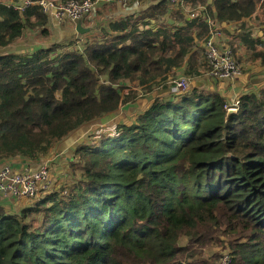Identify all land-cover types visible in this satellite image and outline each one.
<instances>
[{
	"label": "trees",
	"instance_id": "trees-1",
	"mask_svg": "<svg viewBox=\"0 0 264 264\" xmlns=\"http://www.w3.org/2000/svg\"><path fill=\"white\" fill-rule=\"evenodd\" d=\"M189 2L205 8L206 21L159 1L110 18L84 35L82 48L1 52L0 162L48 157L129 102L125 83L165 82L181 68L198 74L196 47L208 20L243 23L231 44L264 66V36L244 22L259 18L264 0ZM28 29L51 36L41 7L0 4V48ZM228 112L221 95L194 87L155 99L133 124L79 146L74 159L84 172L68 191L45 194L20 215L0 207V264H195L196 252L181 239L209 244L221 219L245 240L230 264H264V87Z\"/></svg>",
	"mask_w": 264,
	"mask_h": 264
},
{
	"label": "rangeland",
	"instance_id": "rangeland-1",
	"mask_svg": "<svg viewBox=\"0 0 264 264\" xmlns=\"http://www.w3.org/2000/svg\"><path fill=\"white\" fill-rule=\"evenodd\" d=\"M158 0H131L126 3H123V9H128L132 7L133 4L139 5L141 10H129L128 12L130 14H139L142 10L146 9L148 6L152 4L158 3ZM191 2V1H190ZM190 2H186L183 6L174 7L170 6L169 8L173 12H185L187 16L192 15V13L198 14V7L190 4ZM116 3L111 6H105V8H101L98 10V12L94 14H91L87 20H85L83 23L86 25L89 29H91L90 34H97L99 29L102 26H105L108 20L112 17H115L114 11H116ZM149 4V5H148ZM196 9V11H194ZM129 15V14H127ZM49 20V28L51 30V36L50 37H42L40 32L38 31H31L27 30L24 33V36L20 38L16 43L13 45L6 47V48H0V53H19L23 51H33L40 48H48L52 44H75V46H80L82 48L83 41L85 40V36L82 37V35H79L76 33V30L74 28V23H71L69 21L64 22L62 27V32H67L66 29L70 27L71 29H74V34L67 37L62 36L61 34H55V32L52 29V25L50 24ZM82 23V24H83ZM264 24V11L262 8H260L259 18H257L255 21L250 22L251 27L254 30H258L260 26ZM71 25V26H70ZM239 27H237L238 29ZM260 30V29H259ZM258 30V31H259ZM222 32L224 34V40L223 44L228 46L230 50L233 52V60L236 64L237 71L235 74L226 81H221L218 79H215L210 74L209 66L206 62L205 58V51L203 47L201 46V41H204L202 39L198 42V45L196 47V53H198L197 56V72L198 74L194 76H190L186 74V68H181L180 70L175 71L174 73H171L166 79V81H157L156 83H151L146 86H140L138 83H125L124 84V90L122 91L123 98H127L129 102L125 103L124 105L120 106V108L111 114L105 115L99 119H96L76 132H74L70 137V139H74V142L72 145L75 147H71L72 149V157L66 161L65 165L60 164L58 170H62L61 174H57L52 170V166L50 165V169L55 174L58 175L56 178L54 176V179L52 184V190L51 192H57L61 193L64 191H68L71 186L72 182H76L78 180L82 179L83 175V166L84 164L76 159L75 157V149H77L81 145H90L98 136H104V135H110L114 134L116 132V128L120 125L125 124H133L136 122L135 120L153 103L155 99H164V98H170L174 97L170 93V89L172 87V82L176 79L185 78L190 83V90L193 89L195 84L201 88H204L206 90H209L211 92L217 93L221 95L225 101L226 104H228L227 109L228 110H236V103L239 101L240 105V98L249 93H255L258 90V85L255 84V80L259 76H264V70L262 65L256 64L255 60L253 58V54L249 52L248 50H245L238 45L236 42L233 46L231 43H234L232 40L233 38L231 35L235 34L237 30H232L231 32H228L225 29H222ZM229 40H232L230 42ZM242 69V70H241ZM253 70H257L256 73H253ZM246 79L248 82H245ZM248 86V88H247ZM149 87H152L149 89ZM249 87H251L249 89ZM208 88V89H207ZM247 92V93H246ZM76 141H78V144L76 145ZM96 141V140H95ZM81 142V143H80ZM74 150V151H73ZM52 155V153L50 154ZM73 158V159H72ZM55 166V163L53 167ZM58 186V188L56 187ZM45 195H40V198L38 199V202H40L41 198H43ZM40 200V201H39ZM13 201V200H12ZM11 202V201H10ZM14 202V201H13ZM35 201L30 200L27 205V207H31L36 204ZM3 203V202H0ZM4 208V207H3ZM26 208V207H25ZM5 209V208H4ZM24 209V208H23ZM6 210V209H5ZM8 214L12 215H20L21 211H18L17 213L9 212ZM34 219L36 216H33ZM219 227L221 228L220 231H218L215 234L216 239L212 241L211 243H206L202 246H199L197 244L192 243L191 238L188 236H184L180 241V246L189 248H192L196 252V256L194 260H191L195 264H218L221 262L226 256L233 257L234 247L238 244L244 243L245 240L240 239L239 236H234L228 232V223L225 220L220 221Z\"/></svg>",
	"mask_w": 264,
	"mask_h": 264
},
{
	"label": "built area",
	"instance_id": "built-area-1",
	"mask_svg": "<svg viewBox=\"0 0 264 264\" xmlns=\"http://www.w3.org/2000/svg\"><path fill=\"white\" fill-rule=\"evenodd\" d=\"M131 0H0V4L12 7L23 12L30 6H39L49 20H55L58 24L71 22L76 25L84 22L93 12L102 6L114 3H126ZM165 1L170 6H183L189 0H158ZM192 18L198 17L196 14ZM210 30L201 42L205 51L206 62L213 78L226 81L237 71L233 60V52L223 44V32L212 21H208ZM190 90V83L185 78L176 79L172 82L170 93L177 97ZM228 107V104H227ZM239 101L236 103L238 110ZM54 179L53 171L49 163L45 162L35 169L16 171L10 161L0 166V200L5 202L28 199L37 201L40 195L51 192ZM231 256H226L218 264H230Z\"/></svg>",
	"mask_w": 264,
	"mask_h": 264
},
{
	"label": "crops",
	"instance_id": "crops-1",
	"mask_svg": "<svg viewBox=\"0 0 264 264\" xmlns=\"http://www.w3.org/2000/svg\"><path fill=\"white\" fill-rule=\"evenodd\" d=\"M209 2H211V0H208ZM114 5V4H113ZM123 4L122 3H116L115 6H116V11H114V14H115V17H125L127 16V14L131 15L128 11L129 10H141V8L139 7V5H137L136 3L132 5V7L128 8V9H123ZM149 5V4H148ZM199 13L196 14V13H192V14H196L198 17H201L203 20H207L206 16L203 14L205 8L203 7H198L197 8ZM194 11H196V9H194ZM202 12V14H201ZM134 14V13H132ZM257 15V13L255 14V16ZM253 16V17H255ZM254 19V18H253ZM50 24L52 25V29L53 31L55 32V34H61L62 36H71L73 35L75 32H74V29H71L70 27H68L66 29L67 32H62V25L63 24H58L55 20H50ZM208 21H211V20H208ZM207 21V22H208ZM244 22H247V23H250L252 22V20H245ZM209 24V23H208ZM243 23H229V24H216L217 26H219L220 29H225L227 30L228 32H231L232 30H237L241 27ZM83 27L85 28H88L86 25H84V23L82 24ZM71 26V25H70ZM237 27H239L237 29ZM75 28V26H74ZM259 30V29H258ZM257 30V31H258ZM224 35V34H223ZM257 36L260 37V38H263L264 36V32L262 30H259L258 33H257ZM224 40V37L223 39ZM230 42H232V40H229ZM202 42V41H201ZM200 42V43H201ZM241 48H242V45H239ZM243 50V48L241 49ZM246 50V49H245ZM22 52H25L23 50H21ZM29 51V50H27ZM260 61H256V64L260 65L259 64ZM263 67V70H264V66ZM257 70H253L252 72L253 73H256ZM264 72V71H263ZM245 82H248V80L246 79ZM255 84L258 85V90L263 88L264 87V76H259L256 80H255ZM193 87H199L195 84V86ZM248 88V86H247ZM251 87H249L250 89ZM208 89V88H207ZM258 92V91H256ZM255 92V93H256ZM247 93V92H246ZM250 94V93H249ZM70 137V136H69ZM69 137L67 139H65L64 141H62L60 144H58L56 146V148L51 152L52 155H49L48 157H45V158H42L38 161H30V160H26L22 157H17V158H14V159H11L10 162L12 164V166L14 167V169L16 171H24L26 169H35V168H38L39 165L45 163V162H48L49 163V166L51 165L52 166V170L57 173V174H61V171L62 170H58L60 166V164H63L65 165L66 161H68V159H70L72 157V149L71 147H75L74 145H72L73 143L71 142H74V139H70L69 140ZM76 140V139H75ZM81 143V142H80ZM78 144V141H76V145ZM74 151V150H73ZM76 151V149H75ZM50 153V154H51ZM73 159V158H72ZM5 163L4 162H0V166H2L3 164ZM55 163V166L53 167ZM53 172V173H54ZM55 176V174H54ZM58 175L55 176V178L57 177ZM55 180V179H54ZM54 182V181H53ZM54 186V185H53ZM58 188V186H56ZM30 200L28 199H23V200H20V201H11V202H5L4 200H0V202H3V203H0V207H4L6 209V211H11L13 213H17L18 211H21L23 208L27 207V206H30V205H27L29 203ZM36 202V201H35ZM34 202V203H35Z\"/></svg>",
	"mask_w": 264,
	"mask_h": 264
},
{
	"label": "water",
	"instance_id": "water-1",
	"mask_svg": "<svg viewBox=\"0 0 264 264\" xmlns=\"http://www.w3.org/2000/svg\"><path fill=\"white\" fill-rule=\"evenodd\" d=\"M75 30H76V33L82 36L89 34L91 32V29L83 27L82 22H78L75 25ZM233 113H237V110H229L228 115H231Z\"/></svg>",
	"mask_w": 264,
	"mask_h": 264
},
{
	"label": "bare ground",
	"instance_id": "bare-ground-1",
	"mask_svg": "<svg viewBox=\"0 0 264 264\" xmlns=\"http://www.w3.org/2000/svg\"><path fill=\"white\" fill-rule=\"evenodd\" d=\"M242 70V69H241ZM233 78V77H232Z\"/></svg>",
	"mask_w": 264,
	"mask_h": 264
}]
</instances>
